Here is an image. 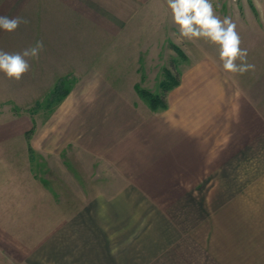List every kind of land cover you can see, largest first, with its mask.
<instances>
[{
    "label": "crops",
    "instance_id": "0c3cea01",
    "mask_svg": "<svg viewBox=\"0 0 264 264\" xmlns=\"http://www.w3.org/2000/svg\"><path fill=\"white\" fill-rule=\"evenodd\" d=\"M82 4L0 0L29 21L0 30V50L44 44L20 81L0 72V264H264V124L240 79L256 78L207 54L144 115L101 78V61L117 72L118 28L86 54L101 23Z\"/></svg>",
    "mask_w": 264,
    "mask_h": 264
},
{
    "label": "rangeland",
    "instance_id": "374dc122",
    "mask_svg": "<svg viewBox=\"0 0 264 264\" xmlns=\"http://www.w3.org/2000/svg\"><path fill=\"white\" fill-rule=\"evenodd\" d=\"M80 2L85 3L82 5L88 9L92 8L95 21L101 23V26L95 27V32L87 30L90 39H87L85 46L86 54L104 52L107 48L104 44L111 35L110 32L118 28L119 45L105 51L107 55H118L119 61L112 63H115L117 72H112L113 67L109 69L108 61H101L98 64L101 78L107 76L105 80H110L113 86H117L118 91L144 115L158 114L167 109L169 93L179 85L183 69L207 54L219 56L217 45L203 39L189 41L179 36V29L173 23L167 0ZM211 3L215 14L221 19L232 18L242 40L241 46L248 49V62L255 65V71H250V75L256 79L252 80L248 76L240 79L248 91L255 86V92L260 97L259 111L264 124V0H211ZM121 57L124 59L121 60ZM89 64L86 63L87 66ZM113 73L118 77L115 78ZM60 80L53 89V95L49 97V100H53V105H57L63 95L77 83L76 76ZM254 81L256 85H253ZM41 106L35 109L32 107L25 112L14 107L8 112L14 116L45 112V105ZM5 111L4 109L3 112ZM0 113L3 115L2 110ZM60 192L61 190L56 191Z\"/></svg>",
    "mask_w": 264,
    "mask_h": 264
},
{
    "label": "clouds",
    "instance_id": "9594fccd",
    "mask_svg": "<svg viewBox=\"0 0 264 264\" xmlns=\"http://www.w3.org/2000/svg\"><path fill=\"white\" fill-rule=\"evenodd\" d=\"M167 6L180 37L189 41L203 39L218 46L225 73L236 76L255 71V65L248 62V49L241 46L236 23L231 17L221 19L216 15L211 0H167ZM28 23L21 16H0V30L7 33H14L21 24ZM43 49V41H36L19 53L0 50V72L20 81L30 71V61L38 60Z\"/></svg>",
    "mask_w": 264,
    "mask_h": 264
},
{
    "label": "trees",
    "instance_id": "16d2710c",
    "mask_svg": "<svg viewBox=\"0 0 264 264\" xmlns=\"http://www.w3.org/2000/svg\"><path fill=\"white\" fill-rule=\"evenodd\" d=\"M157 100V99H156Z\"/></svg>",
    "mask_w": 264,
    "mask_h": 264
}]
</instances>
